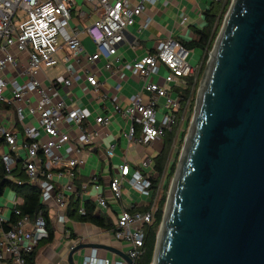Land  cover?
Returning a JSON list of instances; mask_svg holds the SVG:
<instances>
[{"label":"built area","instance_id":"obj_1","mask_svg":"<svg viewBox=\"0 0 264 264\" xmlns=\"http://www.w3.org/2000/svg\"><path fill=\"white\" fill-rule=\"evenodd\" d=\"M158 1L83 0L97 18L79 30L69 25L76 0H0V165L5 179L34 187L41 205L55 206L60 223L66 221L64 211L70 197L89 199L96 212L106 210L111 202H121L125 188L138 193L148 201L145 211L121 208L113 230L116 240L128 244L125 254L134 262L144 253L145 230L154 222L165 173L154 193L147 172L152 160L145 158L133 165L123 159L106 185L92 176L89 183L75 189V177L84 165L82 154L100 140L99 129L107 128L111 119L97 115L90 123L87 111L77 105L79 101L70 98L71 103H67L63 90L72 87L80 75L94 92L99 90L93 70L97 62L115 56L124 30L144 14L147 6L154 7ZM210 1L223 5L227 0ZM181 15V23H186V10ZM150 23L151 18L146 16L141 28L146 29ZM82 36L93 44V53L85 50ZM189 52L178 40L167 37L157 43L154 53L129 63L142 83L141 90L128 105L113 103L111 108L113 115L130 123L124 133L129 146L147 148L180 128L191 108L202 67V62L197 66L190 63ZM60 54L65 76L43 85L39 74L57 66ZM161 68L166 71L164 76ZM188 88L191 94L181 104L179 92ZM115 89H119L118 84ZM72 128L77 132L75 137ZM115 145L107 144L106 158L114 155ZM62 177L65 182L59 181ZM21 203L14 195L0 206V264H27V256L45 230L42 214L39 212L35 219L22 214ZM78 213L85 214L82 204ZM83 264L126 263L100 258L97 250L91 249Z\"/></svg>","mask_w":264,"mask_h":264},{"label":"water","instance_id":"obj_2","mask_svg":"<svg viewBox=\"0 0 264 264\" xmlns=\"http://www.w3.org/2000/svg\"><path fill=\"white\" fill-rule=\"evenodd\" d=\"M84 249L125 253L99 244ZM151 264H264V0H231L208 54Z\"/></svg>","mask_w":264,"mask_h":264},{"label":"crops","instance_id":"obj_3","mask_svg":"<svg viewBox=\"0 0 264 264\" xmlns=\"http://www.w3.org/2000/svg\"><path fill=\"white\" fill-rule=\"evenodd\" d=\"M77 1L75 8L71 12L69 25L70 27L82 30L85 26L96 20L97 17L87 5L83 4V0H79V4ZM210 3H212L210 0H159L154 8L147 6L144 14L136 18L132 26L124 30L123 41L119 44L115 56L108 60L101 59L97 62L96 67H94L93 70L100 83L99 90L94 92L89 88L81 78L83 77L82 75H80V78L74 80L72 87L68 90H63L65 101L71 103L70 98L73 101H79L77 105L87 111V119L90 123H93L92 121L97 115L107 116L111 119L110 125L107 128L99 129L100 140L98 142L95 141L96 143L88 149L86 148L85 153L82 154L81 158L84 161V165L75 177V189H79L83 183H89L92 176L97 177L103 186L106 185L111 175L117 172V167L122 163L123 159L135 165L145 158L153 160L160 154L163 148L159 153L151 151L153 143L147 148L129 146L124 133L128 131L130 123L120 118L119 115L112 114V104L118 103L126 106L141 90L142 83L136 73L129 68V63L147 54L154 53L157 43L167 37H173L179 42L185 43L192 41L195 38L196 30H202L205 26L203 12L208 10ZM185 10L188 20L182 24L181 12ZM80 11L84 13L81 16L79 15ZM146 16L151 18V23L146 29H142L141 27ZM81 41L88 53L95 51L93 44L86 36H82ZM188 59L192 65L196 66L202 61L200 52L196 49L190 50ZM199 59H201L200 63ZM106 65L109 67L107 68ZM50 70L53 73L42 72L38 76L43 85H47L49 81L60 80L65 76L66 72L62 61V54H60L59 64ZM164 71V68H161V74ZM159 83L162 84V80H159ZM117 84L119 85L118 90L115 89ZM104 95L108 99L103 100ZM70 132L73 137L76 136L77 132L74 128ZM165 138L162 139L165 140ZM162 139L157 141L160 142ZM109 142H115L116 144L113 152L114 155L110 159L105 156V148ZM147 172H150V170ZM65 180L66 178L62 177L59 181L65 182ZM13 198L14 193L12 194L11 189H9V195L4 198L5 203L7 200H12ZM74 199L79 200L78 210L81 204L84 206L85 202H91L87 198L79 199L75 197ZM147 205L148 201L146 199L133 190L125 188L121 202H111L106 210L94 212L96 215L106 217L112 224L111 229L105 230L90 223L69 218L67 216L68 204L64 211L66 221L60 223L57 221L55 206L53 204H46L44 207H47L49 210L50 228L53 235L51 239H48L46 229L39 234L33 251L35 253L34 264H69L67 260L68 253L71 248L78 244H99L125 253L129 247L128 244L116 240L113 235L115 219L123 207L128 209L134 207L135 210L145 211ZM78 210L77 214L80 215ZM90 250L84 249L74 253L72 256L73 264H83L84 258L89 254ZM96 250L100 258H106L113 262L122 260L114 252L105 249Z\"/></svg>","mask_w":264,"mask_h":264},{"label":"trees","instance_id":"obj_4","mask_svg":"<svg viewBox=\"0 0 264 264\" xmlns=\"http://www.w3.org/2000/svg\"><path fill=\"white\" fill-rule=\"evenodd\" d=\"M231 0H227L225 4H216L214 2L210 3V7L207 11L203 12V18L205 22V26L202 30H196L195 38L190 42H180L188 51L190 50H198L202 57V61H207L208 54L212 49L214 41L217 37L219 29L221 27L223 18L227 9L230 5ZM203 67V65H202ZM204 69V68H203ZM190 83V81H189ZM191 87V83H190ZM191 94V89L188 88L184 91L179 92V99L181 104H183V100H186ZM195 96V90L192 95V103ZM183 99V100H182ZM173 133L167 134L164 142V147L160 154L156 156L152 160L151 170L148 172V175L152 182V189L157 187L159 180L163 173H165V186L161 193L157 212L155 213L154 222L150 226L146 227L145 230V239H144V253L142 256L136 260V264H151L155 243H156V236L159 229V225L162 220L164 205L166 202L167 196V189L169 185V180L173 177L175 168H176V160L172 164H168V157L170 154L171 145L173 142ZM184 137V133L181 135V139ZM19 178H22L21 176ZM11 189L12 194L14 193L15 196L19 197L22 200V203L19 205V210L24 215H29L32 219H35L37 214L40 212L43 216L45 222V229L48 232V239L52 238V230L50 228V221H49V210L47 207H44L40 203L39 199V192L32 186L28 184L17 185L16 183L6 180L5 173L3 171V166L0 165V195L4 192L5 189ZM75 197H71L68 202L67 208V216L72 219H76L80 222L90 223L96 227L101 229L109 230L112 228V224L109 220L101 215H96L94 213V205L87 201L85 202V214L78 215V205L79 200L74 199ZM151 200L149 201V203ZM35 253H31L27 256V264H34Z\"/></svg>","mask_w":264,"mask_h":264},{"label":"rangeland","instance_id":"obj_5","mask_svg":"<svg viewBox=\"0 0 264 264\" xmlns=\"http://www.w3.org/2000/svg\"><path fill=\"white\" fill-rule=\"evenodd\" d=\"M77 3L79 4V0L77 1ZM151 8H154V7H151ZM194 55H197V54H194ZM200 60L201 59H199V63H200ZM201 62H202L203 67H201L200 74H199V80H198V83H197V85L195 87L194 100H193V103L191 104V108H189V110L186 112L184 121H183L182 124H180V128H176L175 132L173 133L174 137H173V142H172L171 149H170V154H169V157H168V162H167L168 164H172L176 157H177L176 162H178L180 152L182 150L186 135L188 133V129H189V126H190V123H191V120H192V117H193V114H194V107H195V100H196L197 91L199 89L200 82H201V79L203 77L204 69H205V65H206V60L204 61V64H203V61H201ZM43 71L46 72V73H53V71L50 70V69H44ZM165 74H166V71H164L161 76H164ZM182 133H184V137L181 139ZM163 143H164L163 139L160 142L155 141L153 143V148L151 149V151H153V152L156 151V152L159 153L161 151V149L163 148ZM176 165H177V163H176ZM172 178L169 180L167 194H168V191H169V187H170V183H171ZM21 179L23 181H26V179L24 177H22ZM8 195H9V189L7 188V189H5V192H4L3 196H2V198L0 199V206H3L5 204V199L4 198L6 196H8Z\"/></svg>","mask_w":264,"mask_h":264}]
</instances>
